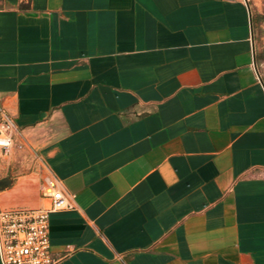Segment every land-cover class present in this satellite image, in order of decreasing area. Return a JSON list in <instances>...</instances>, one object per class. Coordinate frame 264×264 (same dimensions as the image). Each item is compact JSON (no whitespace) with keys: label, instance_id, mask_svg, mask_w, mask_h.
<instances>
[{"label":"crops","instance_id":"obj_1","mask_svg":"<svg viewBox=\"0 0 264 264\" xmlns=\"http://www.w3.org/2000/svg\"><path fill=\"white\" fill-rule=\"evenodd\" d=\"M252 46L245 0H0V208L47 168L55 264H264Z\"/></svg>","mask_w":264,"mask_h":264},{"label":"built area","instance_id":"obj_2","mask_svg":"<svg viewBox=\"0 0 264 264\" xmlns=\"http://www.w3.org/2000/svg\"><path fill=\"white\" fill-rule=\"evenodd\" d=\"M15 125L0 107V151L8 154ZM43 207L0 208V264H55L50 251L49 213L74 208L73 196L47 168L40 183Z\"/></svg>","mask_w":264,"mask_h":264},{"label":"rangeland","instance_id":"obj_3","mask_svg":"<svg viewBox=\"0 0 264 264\" xmlns=\"http://www.w3.org/2000/svg\"><path fill=\"white\" fill-rule=\"evenodd\" d=\"M248 8L251 18V38L254 47V61L260 81L264 82V18H259L257 15L264 17V0H247ZM13 139V138H12ZM14 142L12 141L13 146ZM19 145V144H17ZM11 147L8 154H2L0 151V157L7 159L11 153ZM19 147V146H18ZM9 164L8 169H10ZM11 171V170H8Z\"/></svg>","mask_w":264,"mask_h":264},{"label":"water","instance_id":"obj_4","mask_svg":"<svg viewBox=\"0 0 264 264\" xmlns=\"http://www.w3.org/2000/svg\"><path fill=\"white\" fill-rule=\"evenodd\" d=\"M245 2L247 4V0H245ZM247 7H248V4H247ZM248 11H249V8H248ZM249 19H250V23H251L250 11H249ZM252 52H253V61H254V47L253 46H252ZM10 185H11V178L10 177L5 176V177L0 178V190L8 187Z\"/></svg>","mask_w":264,"mask_h":264},{"label":"trees","instance_id":"obj_5","mask_svg":"<svg viewBox=\"0 0 264 264\" xmlns=\"http://www.w3.org/2000/svg\"><path fill=\"white\" fill-rule=\"evenodd\" d=\"M257 17H259V18H264V17H262L261 15H257ZM251 20L253 21V17L251 18ZM262 84H263V86H264V82H263Z\"/></svg>","mask_w":264,"mask_h":264}]
</instances>
